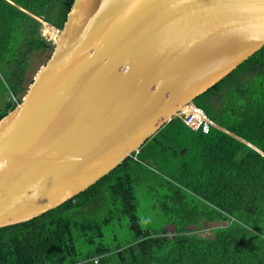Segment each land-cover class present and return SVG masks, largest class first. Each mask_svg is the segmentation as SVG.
I'll return each instance as SVG.
<instances>
[{"label": "water", "instance_id": "obj_1", "mask_svg": "<svg viewBox=\"0 0 264 264\" xmlns=\"http://www.w3.org/2000/svg\"><path fill=\"white\" fill-rule=\"evenodd\" d=\"M264 48V0H74L0 120V229L109 175Z\"/></svg>", "mask_w": 264, "mask_h": 264}, {"label": "trees", "instance_id": "obj_2", "mask_svg": "<svg viewBox=\"0 0 264 264\" xmlns=\"http://www.w3.org/2000/svg\"><path fill=\"white\" fill-rule=\"evenodd\" d=\"M73 3L0 0V120L26 94L33 55L54 50L38 19L56 38ZM193 103L221 129L194 132L175 117L85 192L1 228L0 264H264V48ZM139 193L174 232L143 228ZM124 220L131 238L106 245L108 228ZM214 223L225 226L200 236Z\"/></svg>", "mask_w": 264, "mask_h": 264}, {"label": "rangeland", "instance_id": "obj_3", "mask_svg": "<svg viewBox=\"0 0 264 264\" xmlns=\"http://www.w3.org/2000/svg\"><path fill=\"white\" fill-rule=\"evenodd\" d=\"M51 26V25H50ZM52 27V26H51ZM56 33V38H49L48 35L47 38L55 43L57 37H58V30L57 28H54ZM49 53H36L33 55V60H30L29 64V70L27 73V88L28 85H30L31 81H33L34 76L39 71V69L47 62ZM7 98V92L5 90L0 91V109L3 108L5 100ZM139 207H138V216L141 219L143 228L147 229H153V230H160L166 225V219L165 216L160 213L157 209L153 206V200H151L149 197L143 195V194H137ZM100 214V212H99ZM225 226L224 223H214V224H206L204 229L199 232L200 236L204 237L205 239L213 238V229L218 227ZM104 243L108 246H113L119 243L126 242L128 239L131 238V232L128 229V222L127 220H124L122 222L121 226H113L108 228ZM165 229L168 230L169 233L174 232V228L169 225L165 226ZM114 237H117L115 239Z\"/></svg>", "mask_w": 264, "mask_h": 264}, {"label": "built area", "instance_id": "obj_4", "mask_svg": "<svg viewBox=\"0 0 264 264\" xmlns=\"http://www.w3.org/2000/svg\"><path fill=\"white\" fill-rule=\"evenodd\" d=\"M38 20L42 23L41 33L47 38L44 33V29L46 25L49 24L44 22L42 19ZM49 38L51 37L49 36ZM15 101L17 102V100ZM178 117L181 118L184 124L194 132L202 131L203 133L208 134L212 128L221 129L216 123L209 119L202 109L197 108L194 104L184 108ZM98 262L99 259H95V263L98 264Z\"/></svg>", "mask_w": 264, "mask_h": 264}]
</instances>
